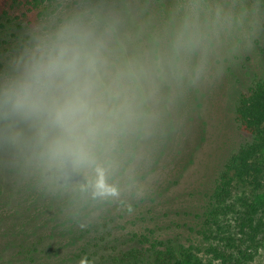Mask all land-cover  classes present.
I'll list each match as a JSON object with an SVG mask.
<instances>
[{"label": "trees", "instance_id": "obj_1", "mask_svg": "<svg viewBox=\"0 0 264 264\" xmlns=\"http://www.w3.org/2000/svg\"><path fill=\"white\" fill-rule=\"evenodd\" d=\"M56 1L12 0L40 10L47 23L54 21L51 8L56 13L62 6ZM210 2L98 0L96 20L69 17L65 45H51L48 55L78 53L82 69L95 60L82 71L91 84L92 161L82 168L70 160L50 165L36 145L29 158L10 160L2 153L0 264H254L264 249V49L244 89L239 76L245 64L236 67L229 54L237 43L264 45V0L252 1L255 16L248 19L233 0L236 26L205 94L213 105L231 84V117L246 140L209 186L207 176L198 175L194 183L202 185L182 195L203 208L189 246L144 226L160 224L159 209L207 144L199 109L197 9H209ZM118 221L127 234L113 237Z\"/></svg>", "mask_w": 264, "mask_h": 264}, {"label": "rangeland", "instance_id": "obj_2", "mask_svg": "<svg viewBox=\"0 0 264 264\" xmlns=\"http://www.w3.org/2000/svg\"><path fill=\"white\" fill-rule=\"evenodd\" d=\"M252 1L236 0L240 13L245 14L247 19L255 16L251 11L256 9V6L253 7ZM57 2L58 6L60 4L62 6L56 13L51 8V12L55 14L54 21L47 23L45 17H39L40 10L30 11L15 5L12 0H0V164L2 163V153L3 157L7 154L10 160L13 156L15 160L18 156L25 158H29L31 154L35 156L37 150L35 145L43 146L41 152L48 156V144L59 135V129L47 125L46 118H25L20 114L13 113L10 106L5 103L6 92L23 83L37 62H47L49 58H52L48 55L51 45H65L68 36L63 32L72 14H84L91 21L96 20L100 15L98 0H57L55 5ZM74 3L75 10H69V6ZM247 5L249 9L243 10L247 8ZM209 6V9L207 7L197 9L198 67L202 91L199 109L204 112L203 127L207 129V144L203 155L186 172L184 182L180 186H174L169 192L167 197L170 198L169 203L159 209L161 210L160 224L155 226V223L148 222L144 225L145 227H156L158 234L163 237L174 236L177 241L186 243L188 246L187 240L191 239L197 215L202 213L203 208L202 204L197 205L188 194L185 195L187 197L182 195L193 185L194 187L202 185L200 180V182L194 183L198 181L195 180L198 175L201 179L202 176H207L205 181L209 180L207 183L209 186L214 180L217 169L246 140L245 133L238 128L235 119L231 117L233 115L231 84L225 86L220 101L213 105L206 103L207 95L205 94L210 88L215 67L224 56V47L227 46L224 44L236 26L232 16L233 0H211ZM260 11L254 10L253 12ZM244 32H248V29L244 28ZM239 35L241 36V34ZM231 47L234 53H230L229 57L236 67L245 64V71H242L239 76L240 89H244L251 83L255 72L258 71L257 63L259 57H263L261 49H264V45H251L250 42L245 41L240 45L238 43L231 45ZM236 55L239 57L238 60L234 59ZM248 56L255 58L254 64L245 63ZM91 60L95 62L94 59ZM27 141L30 142L28 150L25 147V144L28 145ZM40 158L44 157L40 156ZM49 160L50 158L46 162ZM207 161H209L208 165H206ZM53 164L51 161L50 165ZM169 168H173V166ZM161 171L163 172V170ZM162 172L159 173L163 174ZM4 177L0 169V179H4ZM183 200L187 201L185 203L187 208L179 211ZM120 225L121 223L118 221V225L115 226L116 233L112 230L113 237L122 233L127 234L126 231H122ZM165 227H172V229H168V231L163 229ZM254 264H264V249Z\"/></svg>", "mask_w": 264, "mask_h": 264}, {"label": "clouds", "instance_id": "obj_3", "mask_svg": "<svg viewBox=\"0 0 264 264\" xmlns=\"http://www.w3.org/2000/svg\"><path fill=\"white\" fill-rule=\"evenodd\" d=\"M93 63L88 59L82 69L78 53L69 55L61 50L47 62H37L23 83L6 92L5 103L13 113L46 118L47 125L59 129V135L47 146L54 164L70 160L74 167L82 168L92 161L87 145V138L95 132L91 84L82 79V71L91 70Z\"/></svg>", "mask_w": 264, "mask_h": 264}]
</instances>
